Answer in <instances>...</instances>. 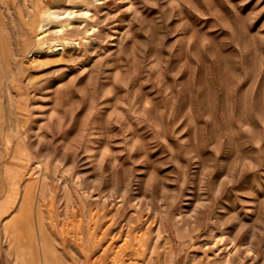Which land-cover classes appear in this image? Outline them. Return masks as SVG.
<instances>
[{
    "label": "rangeland",
    "instance_id": "374dc122",
    "mask_svg": "<svg viewBox=\"0 0 264 264\" xmlns=\"http://www.w3.org/2000/svg\"><path fill=\"white\" fill-rule=\"evenodd\" d=\"M0 264H264V0H0Z\"/></svg>",
    "mask_w": 264,
    "mask_h": 264
},
{
    "label": "bare ground",
    "instance_id": "6f19581e",
    "mask_svg": "<svg viewBox=\"0 0 264 264\" xmlns=\"http://www.w3.org/2000/svg\"><path fill=\"white\" fill-rule=\"evenodd\" d=\"M26 222H27V226H28V228H27V230L25 231V233H26V235H28V236H30V237H33L32 230H31V228L29 227V226L31 225V223H30L31 221H30L29 219H26ZM41 235H42L43 238L46 239V235H45L44 231H42ZM79 236H80V235H79ZM43 241H44V243H43L44 255L47 257V256L50 255V253L47 252V246H46V244H45L46 241H45V240H43ZM99 253H100V252H99ZM47 261H48V257H47Z\"/></svg>",
    "mask_w": 264,
    "mask_h": 264
}]
</instances>
